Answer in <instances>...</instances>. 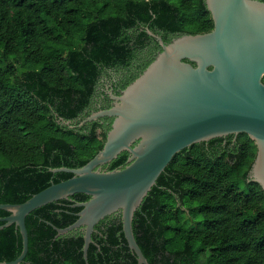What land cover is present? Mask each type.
Instances as JSON below:
<instances>
[{
	"label": "trees",
	"instance_id": "obj_1",
	"mask_svg": "<svg viewBox=\"0 0 264 264\" xmlns=\"http://www.w3.org/2000/svg\"><path fill=\"white\" fill-rule=\"evenodd\" d=\"M212 27L204 0H0V204L70 178L49 169L79 168L102 148L112 119L62 120L88 116L102 81L119 95L139 76L160 51L147 29L168 43ZM232 138L181 150L143 199L132 228L148 264H264V192L247 177L256 148L245 134ZM127 156L104 167L121 168ZM87 199L74 194L27 215L20 264H85L82 232L56 236L53 226L72 224L73 205ZM94 229L88 264H136L119 214ZM20 251L14 225L2 228L0 262Z\"/></svg>",
	"mask_w": 264,
	"mask_h": 264
},
{
	"label": "water",
	"instance_id": "obj_2",
	"mask_svg": "<svg viewBox=\"0 0 264 264\" xmlns=\"http://www.w3.org/2000/svg\"><path fill=\"white\" fill-rule=\"evenodd\" d=\"M213 27L182 34L165 43L146 30L160 51L119 95L108 90V108L91 113L78 126L110 118L102 148L79 168H51L72 176L51 183L21 203H1L0 230L14 225L21 251L12 261L20 264L28 249L25 218L49 203L84 194L77 202L76 220L54 227L56 236L79 229L82 256L87 263L91 235L99 221L119 214L127 247L136 264H148L137 244L132 221L160 174L184 148L216 138L247 135L256 148L247 177L264 192V1L204 0ZM64 123H69L64 121ZM128 154L125 165L107 170L117 156Z\"/></svg>",
	"mask_w": 264,
	"mask_h": 264
},
{
	"label": "flooded vegetation",
	"instance_id": "obj_3",
	"mask_svg": "<svg viewBox=\"0 0 264 264\" xmlns=\"http://www.w3.org/2000/svg\"><path fill=\"white\" fill-rule=\"evenodd\" d=\"M98 89L100 90L99 95L96 96L93 99V101L90 103V106L92 107V109H90L91 110L90 114L93 113V112H96V111H98L100 109H105V108H102V106H106L107 104L109 106L111 105V100H110V98L108 97V94H107L108 90L112 91V93H113V88H112L111 83L108 80H104V81H102V85L98 86ZM113 94H115V93H113ZM115 95H117V94H115ZM105 99H107L108 101H105ZM94 108H96L97 110L94 111ZM86 111L87 110H84L83 113H85ZM83 113L81 115H79L78 117H76L75 119H73L72 121L69 120L68 124L64 123L63 120H62V123L65 124V125H68L69 127H80V126H78L79 123L87 117L86 116V117L81 119V116L83 115ZM77 120H80V121L76 125H71L72 123L76 122ZM225 139H226V137H224V139H223V141L221 143V145H223V146L226 144V140ZM234 141H235V137L232 138V142H234ZM206 143H205V145H206Z\"/></svg>",
	"mask_w": 264,
	"mask_h": 264
}]
</instances>
